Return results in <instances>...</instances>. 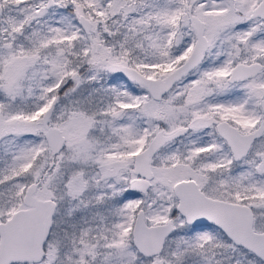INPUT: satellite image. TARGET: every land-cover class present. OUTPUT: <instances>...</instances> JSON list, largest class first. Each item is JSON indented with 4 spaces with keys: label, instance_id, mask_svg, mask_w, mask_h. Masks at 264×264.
I'll return each mask as SVG.
<instances>
[{
    "label": "snow or ice",
    "instance_id": "obj_1",
    "mask_svg": "<svg viewBox=\"0 0 264 264\" xmlns=\"http://www.w3.org/2000/svg\"><path fill=\"white\" fill-rule=\"evenodd\" d=\"M0 264H264V0H0Z\"/></svg>",
    "mask_w": 264,
    "mask_h": 264
}]
</instances>
